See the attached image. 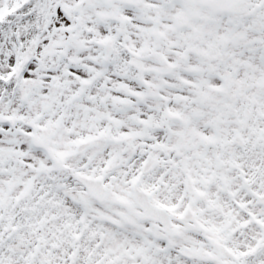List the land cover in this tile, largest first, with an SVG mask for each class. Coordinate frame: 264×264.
<instances>
[{"label":"snow or ice","instance_id":"snow-or-ice-1","mask_svg":"<svg viewBox=\"0 0 264 264\" xmlns=\"http://www.w3.org/2000/svg\"><path fill=\"white\" fill-rule=\"evenodd\" d=\"M0 264H264V0H0Z\"/></svg>","mask_w":264,"mask_h":264}]
</instances>
